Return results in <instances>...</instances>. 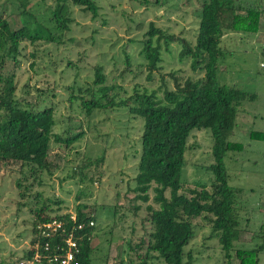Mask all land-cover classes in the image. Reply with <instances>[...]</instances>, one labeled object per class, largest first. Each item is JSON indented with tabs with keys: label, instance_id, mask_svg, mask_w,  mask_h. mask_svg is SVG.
Returning a JSON list of instances; mask_svg holds the SVG:
<instances>
[{
	"label": "rangeland",
	"instance_id": "1",
	"mask_svg": "<svg viewBox=\"0 0 264 264\" xmlns=\"http://www.w3.org/2000/svg\"><path fill=\"white\" fill-rule=\"evenodd\" d=\"M237 1L242 7H256L260 14L255 32L224 30L219 42L225 55L217 64V83L254 95L241 105L228 138L241 147L227 151L223 159L227 183L235 189L233 204L239 219V235L229 251L230 264H238L235 249H250L260 243L258 229L264 224V137H249L250 131L264 135V0ZM94 2L98 9L93 17L67 1L69 28L50 26L53 42L23 39L14 59L5 52L7 43L0 45V94H7L5 80L9 78L18 106L52 108L53 133H81L67 148L51 142L47 171L30 173L28 166L19 162H0V264H18L27 258L34 239L33 225L39 220L36 210L42 208L39 217L74 216L79 204L93 220L89 264H139L145 252L152 228L147 205L156 208L157 204L152 190L147 191V201L135 198L132 191L142 119L121 107L93 110L86 116L76 99L69 103L70 85L74 93L77 86H86L95 65H101L104 84L114 85L118 97L139 89L155 91L161 97L163 88L174 89V80L182 83L186 78L201 77L202 71L190 68V57L179 58L177 41L163 46L159 40L158 69L149 73L139 51L149 23L192 44L202 0ZM54 5L55 0H0V16L11 29L24 19L31 26L34 19L49 26ZM155 37H151L152 44ZM211 145L208 130L190 131L179 192L189 195L188 190L198 189L197 185L210 190L213 175L206 167L212 163ZM191 222L194 235L183 247L182 260L186 261L189 252L190 264H224L226 258L217 238L209 236L210 224L201 216ZM257 259V264H264V245ZM145 264L164 263L153 257L145 259Z\"/></svg>",
	"mask_w": 264,
	"mask_h": 264
},
{
	"label": "trees",
	"instance_id": "2",
	"mask_svg": "<svg viewBox=\"0 0 264 264\" xmlns=\"http://www.w3.org/2000/svg\"><path fill=\"white\" fill-rule=\"evenodd\" d=\"M67 1L90 12L93 17L96 15L98 7L94 0H55L48 16L49 26H43L35 19L31 26L28 19H24L19 27L11 29L8 21L0 16V45L7 43L6 54L14 59L18 43L23 39L34 42L43 38L53 42L55 38L50 26L56 30H68L70 18ZM20 4L24 5V2ZM259 14L256 7H242L237 0H202L192 44L185 38L162 33L149 23L145 32L147 37L139 51L146 61L148 73L158 69L160 39L163 46L173 41L179 42V58L190 57V68L202 71V76L195 79L186 78L182 83L174 80V89L163 88L161 97H157L155 91L148 92L145 89L134 90L126 97H118L114 85L104 84L101 65L93 67L91 82L84 87L77 86L76 93L74 86L70 85L69 103L72 104L76 99L79 110L86 116L93 110L107 111L121 107L126 108L132 116L142 119L140 150L132 191L135 192V198L147 201V191L152 190V199L157 207L147 205L152 228L139 264H145V259L153 257L161 259L164 264H190L189 252L185 254L186 261L182 260L183 247L194 235L191 220L198 216L210 224L209 236L217 238L226 258L224 264H230L229 251L239 235V219L233 204L235 189L227 183L223 159L227 151H238L241 147L228 138L241 105L253 99L254 95L232 85L217 83V64L225 55L219 42L224 30L255 32ZM154 35L157 37L152 44L151 37ZM5 83L8 84L7 94H0V162H19L28 166L30 173L47 171L51 142L67 148L78 140L81 133L69 136L53 133L55 121L52 108L18 106L11 94L10 79L7 78ZM192 129H206L210 134L212 163L206 168L211 171L213 178L210 190L204 185H197L198 189H189V195H185L179 192L182 182L180 176L187 137ZM249 137L263 138L264 135L250 131ZM84 207L83 204L76 206L73 220L67 213L39 217L42 208L36 210V215L38 221L53 218L64 221L66 231L81 223V229L75 231L76 235L81 236L77 259L80 264H89L93 225H88L92 217L82 211ZM258 232L260 243L256 247L234 250L233 256L238 264H257V253L264 245V224ZM34 241L30 240L27 258L33 253L31 245ZM135 247L138 249L140 245Z\"/></svg>",
	"mask_w": 264,
	"mask_h": 264
},
{
	"label": "built area",
	"instance_id": "3",
	"mask_svg": "<svg viewBox=\"0 0 264 264\" xmlns=\"http://www.w3.org/2000/svg\"><path fill=\"white\" fill-rule=\"evenodd\" d=\"M69 218L73 220L74 216L69 215ZM88 225L92 226L93 220H88ZM81 227L82 224L78 223L66 231L64 221L60 219L37 221L33 235L35 241L31 245L33 253L18 264H80L77 254L81 236L75 231Z\"/></svg>",
	"mask_w": 264,
	"mask_h": 264
}]
</instances>
